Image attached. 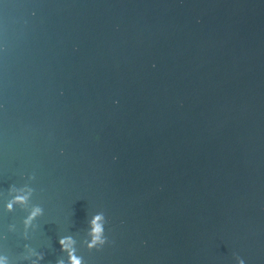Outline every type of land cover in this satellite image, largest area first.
I'll return each mask as SVG.
<instances>
[{
    "label": "water",
    "instance_id": "water-1",
    "mask_svg": "<svg viewBox=\"0 0 264 264\" xmlns=\"http://www.w3.org/2000/svg\"><path fill=\"white\" fill-rule=\"evenodd\" d=\"M0 43L8 264H264V0H3Z\"/></svg>",
    "mask_w": 264,
    "mask_h": 264
},
{
    "label": "clouds",
    "instance_id": "clouds-1",
    "mask_svg": "<svg viewBox=\"0 0 264 264\" xmlns=\"http://www.w3.org/2000/svg\"><path fill=\"white\" fill-rule=\"evenodd\" d=\"M0 5H3V0H0ZM32 15L35 16L36 13L33 12ZM74 50L76 49L74 48ZM5 51V45L3 43H0V53H3ZM153 67H155V64H153ZM114 103H118V101H114ZM0 107H2V105H0ZM60 151L62 155L63 149H61ZM113 159L115 160L116 157L114 156ZM30 178L34 179V177ZM11 190L12 189L10 188V191ZM30 196L31 189L27 187L16 189L15 194L7 203L3 205V207L5 210L11 211L15 204L26 205L30 199ZM43 213L44 210L40 206H33L24 220L25 227L27 228L29 226H32L33 221H35L37 217L42 216ZM108 224L109 219L104 211H95L91 214L90 218L87 220L86 226V247L90 251H100L109 243L108 235L106 232V226ZM57 242L60 245V251L67 254V259H60L57 261V264H84L83 258L77 255L76 241L71 235L61 236ZM34 255H36V259L32 261L31 264H39L42 256L35 253ZM0 264H8L7 259L3 256H0ZM234 264H247V262L245 258L239 255H235Z\"/></svg>",
    "mask_w": 264,
    "mask_h": 264
}]
</instances>
